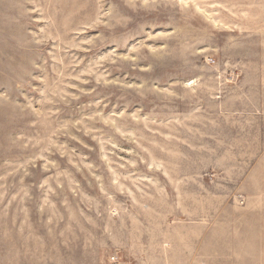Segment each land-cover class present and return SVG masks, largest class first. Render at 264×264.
Returning <instances> with one entry per match:
<instances>
[{"label": "rangeland", "instance_id": "1", "mask_svg": "<svg viewBox=\"0 0 264 264\" xmlns=\"http://www.w3.org/2000/svg\"><path fill=\"white\" fill-rule=\"evenodd\" d=\"M264 264V0H0V264Z\"/></svg>", "mask_w": 264, "mask_h": 264}, {"label": "built area", "instance_id": "2", "mask_svg": "<svg viewBox=\"0 0 264 264\" xmlns=\"http://www.w3.org/2000/svg\"><path fill=\"white\" fill-rule=\"evenodd\" d=\"M112 264H118V260H117L116 257H113V258H112Z\"/></svg>", "mask_w": 264, "mask_h": 264}]
</instances>
